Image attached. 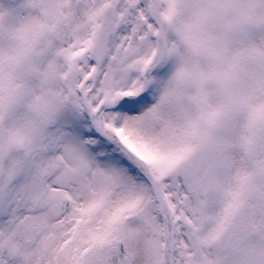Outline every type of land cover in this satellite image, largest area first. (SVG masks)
<instances>
[{"label":"snow or ice","instance_id":"snow-or-ice-1","mask_svg":"<svg viewBox=\"0 0 264 264\" xmlns=\"http://www.w3.org/2000/svg\"><path fill=\"white\" fill-rule=\"evenodd\" d=\"M0 264H264V0H0Z\"/></svg>","mask_w":264,"mask_h":264}]
</instances>
